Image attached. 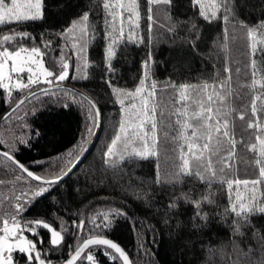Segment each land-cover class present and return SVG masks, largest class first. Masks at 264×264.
I'll return each mask as SVG.
<instances>
[{
    "label": "snow or ice",
    "instance_id": "6c2138e0",
    "mask_svg": "<svg viewBox=\"0 0 264 264\" xmlns=\"http://www.w3.org/2000/svg\"><path fill=\"white\" fill-rule=\"evenodd\" d=\"M56 4L63 5L61 10L68 17L66 27L46 39L47 34H41V42L37 45L34 43L36 37L26 26L46 19V0H0V94L5 96L4 103L11 104L14 92L27 90V94L17 98L11 108L10 114H16L17 127L22 130L21 134L13 133V143L27 147L29 144L25 137L30 139L40 135L38 129H30L24 121L25 116L35 115V107L20 115L17 113L21 106L33 98L40 100V97L47 96L51 99L58 93H63L71 103L84 109L90 125L86 135L92 128L100 127L101 111L97 104L83 93L61 87L62 82L70 78V69L71 78L75 79L76 73H82L80 79H89L87 53L96 40L97 31L90 16L95 14V9L100 14L101 31L106 40L103 82L110 88L122 115L118 130L104 152L105 163L123 171L122 165L155 161L153 184L168 192L165 210H170L176 217H187L186 222L176 221L181 223V233L207 236L211 234L214 223L223 225L226 222L228 250L225 251L224 247L207 248L208 264H212L214 256H219L224 264H264V232L252 224L254 216H264V192L260 190L264 184V119H261L264 114V67L258 66V59L264 58V20L252 25L238 20L234 0H189L194 17L207 23L219 20L240 32L246 57L243 64L246 82L239 84V88L249 90L247 95L251 99H246L231 86L233 69L228 62L223 67L224 78L217 82H169L158 86L151 78L154 29L162 30L161 36L167 34L171 38V34L183 27L194 36L188 41L193 49L199 39L195 19L183 25L172 19L173 0H144L143 15L141 0H96L95 3L90 0L88 9L74 16L70 0H56ZM159 13H163L162 18L158 17ZM142 19L147 21L148 52L141 61L140 76L131 90L117 87L108 78L116 71L113 61L117 59L118 51H122V45L144 43L145 35L140 32ZM224 32L227 35V27ZM233 39H236L235 33ZM54 41H60V44ZM49 49L58 51L59 56L52 55ZM224 49L228 50L226 43ZM46 55L49 57L47 64ZM73 58L79 61V66L69 63ZM235 71L239 75L241 68L237 67ZM233 97L241 101L239 108L232 107ZM63 107H69V103L64 102ZM233 113L244 121L241 131L248 133L247 141L243 137L236 138ZM3 119L0 116V120ZM4 142L0 139V144ZM238 144L252 154L251 163L257 168V178H229L237 159ZM162 146L169 156L167 167L163 169L159 163ZM2 155L21 174L14 175L10 181L0 178V186L8 183L15 188L16 183L24 181L27 190L22 189L19 194L13 191L10 196L0 195V264H19L14 253L21 254L25 264H33L34 260L36 264H51V261L41 258L36 241L25 233L40 237L38 229L48 230L50 244L59 247L64 240L62 231L67 229L56 230L43 219L28 220L23 214L33 202L38 203L40 198L50 195L53 186L62 181L75 165L69 161L70 166L60 169L57 174L41 176L16 160L9 151H3ZM185 183L190 185L188 191L172 190ZM217 189L227 197L223 211H218ZM182 207L184 212H181ZM110 216H126V213L119 209L98 212L92 217L95 229L107 228L111 224ZM227 217L231 219L226 220ZM97 219L100 223H96ZM72 227L79 236L84 232L85 222H74ZM246 234L251 235L255 248L252 245L241 247L240 241L246 238ZM40 243H43L42 238ZM93 246H100L102 255L112 261L132 264L118 243L95 232L87 233L86 238L73 246V254L66 264H77L82 256L90 264H98L91 251L86 253Z\"/></svg>",
    "mask_w": 264,
    "mask_h": 264
},
{
    "label": "trees",
    "instance_id": "16d2710c",
    "mask_svg": "<svg viewBox=\"0 0 264 264\" xmlns=\"http://www.w3.org/2000/svg\"><path fill=\"white\" fill-rule=\"evenodd\" d=\"M95 2L96 0H91V3ZM234 2L238 20L249 25L264 20V0H234ZM70 3L74 7L73 16L90 6V0H70ZM46 4L48 8L46 19L26 26V29L36 37L34 43L37 45L41 42V34H47L46 39L47 36L66 27L68 19L61 10L63 5L57 6L56 0H46ZM76 5L79 7H75ZM144 7V0H141L142 15ZM93 12L95 14L90 16V20L95 22L97 31L96 40L89 46L87 53L90 64L87 69L89 79H80L82 73H76L75 79L71 78L70 69V78L66 82L82 88L93 97L101 111V125L93 142L72 171L53 186L50 195L40 198L38 203L33 202L29 205L23 215L28 220L43 219L59 230L67 229L62 231L64 240L59 247L51 245L48 239L43 243L44 253L49 250L46 257H43L51 261V264H58L73 250V246L90 232L107 235L117 240L127 251L132 264H208L207 248L224 247L225 251L228 250L229 231L226 222L223 225L214 223L211 234L207 236L200 234L189 236L186 232L181 233V223L176 221L186 222L187 217H176L170 210H165L168 192L153 184L155 161H137L135 165L130 163L122 165L123 171L105 163L104 152L118 130L122 115L119 106L114 103L110 88L103 82L106 40L101 31L100 14L95 9ZM157 15L162 18L163 13ZM171 16L174 21H180L181 25L195 19L199 28V32L196 33L199 39L195 41V49H193L188 41L193 40L194 36L183 27H179L176 33L171 34V38L167 34L161 36L162 30L154 29L151 46L153 59L151 78L158 86L169 82L176 84L217 82L224 78L223 67L228 62L233 69L232 88L246 96V99H251L247 95L249 92L247 88H239V84L246 82L243 69L246 57L242 51L243 41L240 39V32L231 24L224 25L219 20L207 23L199 17H194L189 0H173ZM140 24V32L145 35L144 43L138 46L122 45V51H118L117 59L113 61L116 71L108 78L112 79L117 87L131 90L136 86L140 76L141 61L146 58L148 52L147 21L142 19ZM225 27L228 28L227 35L224 32ZM234 33L236 39H233ZM54 43L60 44V41ZM225 43L228 46L227 51L224 49ZM49 52L56 57L59 56L58 51L49 49ZM44 59L47 64L49 57L46 55ZM69 63L79 66V61L74 58L69 60ZM258 66L264 67V58L258 59ZM237 67L241 68L239 75L235 71ZM61 87L72 89L67 86ZM22 93L24 92H14L12 101ZM160 94L162 93H158ZM4 99L5 96L0 94V112L9 104L4 103ZM64 102L69 103V107H63ZM240 104L241 101L233 97L232 107L239 108ZM34 107L35 115L25 116L24 121L30 129H38L40 135L32 136L30 139L25 137L29 144L27 147L14 144L13 133L19 134L22 130L17 127L16 114H10V111L3 120H0V139L5 141L0 144V148L9 151L38 175L52 176L60 169L69 166V161L74 160L94 128L86 135V129L90 125L84 109L78 104L71 103L63 93H58L51 99L42 96L40 100L33 98L31 102L26 101L18 114L22 115ZM247 119L248 116L245 117V120ZM261 119H264V114L261 115ZM233 121L236 138L239 140L243 137L247 141L248 133L241 131L244 121L237 119L235 113H233ZM168 160L169 156L162 146L159 161L162 169L167 167ZM251 161L252 154L238 144L237 159L233 171L229 173V178H257V168ZM16 174H21L19 169L0 151V178L10 181ZM189 187L190 185L185 183L172 190L188 191ZM199 187L197 186L198 189ZM22 189L27 190L24 181L16 183L15 188L6 183L0 186V195L10 196L13 191L19 194ZM260 190L264 192V184L260 186ZM217 203L220 205L218 211H223L227 205V197L219 189H217ZM109 209L122 210L126 216H110L111 224L107 228L95 229L92 217L98 212ZM184 211L182 207L181 212ZM230 219L231 217L226 218V220ZM81 220L85 222V229L77 236L76 229L72 225L74 222L78 224ZM96 223H100V220L97 219ZM252 224L264 232V216H254ZM41 230L45 229L41 228ZM240 245L242 248L245 245H252L253 248L256 246L250 234H246ZM53 250L60 253L57 252L53 256L50 254ZM87 251L92 252L98 264H122V261H112L102 255L100 246H93L86 250V253ZM14 257L20 261V264H25L21 254L14 253ZM211 259L212 264H224V260L219 256ZM77 264H90V262L82 256Z\"/></svg>",
    "mask_w": 264,
    "mask_h": 264
},
{
    "label": "water",
    "instance_id": "95a60500",
    "mask_svg": "<svg viewBox=\"0 0 264 264\" xmlns=\"http://www.w3.org/2000/svg\"><path fill=\"white\" fill-rule=\"evenodd\" d=\"M61 86H67V87H69V88H72V89H74V90H76L77 92H79V93H83L85 96H87V97H89V98H91L95 103H96V101L93 99V97L92 96H90L85 90H83L82 88H80V87H78V86H76V85H74V84H72V83H70V82H66V81H64V82H62V84H61ZM41 87H44V85H41ZM27 94V90L24 92V93H22L20 96H18L17 98H23L25 95ZM17 98L15 99V100H13L12 101V103L11 104H8L1 112H0V116H5L7 113H9L10 111H11V108L15 105V103H16V101H17ZM97 104V103H96ZM98 106V105H97ZM98 130H99V128H94L93 129V132H92V134L90 135V137L88 138V140L86 141V143L84 144V146L82 147V149L80 150V152L77 154V156L74 158V160L72 161V164H74V165H76V163L82 158V156L84 155V153L87 151V149L89 148V146L91 145V143L93 142V140H94V138H95V136H96V134L98 133ZM0 151H7V150H5V149H3V148H0ZM16 158V157H15ZM16 160H17V158H16ZM19 161V160H18ZM20 162V161H19ZM20 163H22V162H20ZM70 166V165H69ZM68 166V167H69ZM73 169V168H72ZM32 171V170H31ZM35 173V172H34ZM37 174V173H36ZM49 223V222H48ZM50 224V226L52 227V228H55L51 223H49ZM56 229V228H55ZM56 230H58V229H56ZM100 235H102V234H100ZM104 237H106V238H109V239H111V240H113L114 242H116V243H118L124 250H125V248L117 241V240H115V239H113L112 237H110V236H107V235H103ZM84 238H86V236L84 237ZM83 238V239H84ZM82 239V240H83ZM81 240V241H82ZM126 251V250H125ZM126 253H127V251H126ZM71 254H73V250L69 253V254H67L58 264H66V262H67V260L70 258V255ZM128 254V253H127ZM129 256V255H128ZM129 258H130V256H129ZM131 260V259H130Z\"/></svg>",
    "mask_w": 264,
    "mask_h": 264
},
{
    "label": "flooded vegetation",
    "instance_id": "af4514ba",
    "mask_svg": "<svg viewBox=\"0 0 264 264\" xmlns=\"http://www.w3.org/2000/svg\"><path fill=\"white\" fill-rule=\"evenodd\" d=\"M47 222V221H46ZM56 228V227H55ZM56 229H58V228H56ZM59 230V229H58ZM38 231H39V233H40V237H34V236H32V235H30V234H28V233H26L28 236H29V239H33V240H35L36 241V243H37V249L38 250H40L41 251V258H44L43 256H45L46 257V254L48 253V251L46 252V253H44V251H43V243L44 242H46V240L48 239V241L50 242V233H49V231L48 230H41V228L40 229H38ZM45 231V232H44ZM63 234V233H62ZM40 238H42V240H43V243H40ZM58 252V251H57ZM57 252L56 251H51L50 252V254H53V256H55L56 254H57ZM58 253H60V252H58ZM54 258V257H53ZM19 262V264H20V261H18ZM34 263H36L35 262V260L33 261Z\"/></svg>",
    "mask_w": 264,
    "mask_h": 264
},
{
    "label": "rangeland",
    "instance_id": "374dc122",
    "mask_svg": "<svg viewBox=\"0 0 264 264\" xmlns=\"http://www.w3.org/2000/svg\"><path fill=\"white\" fill-rule=\"evenodd\" d=\"M24 75H25V77L27 76V74H24ZM25 82H26V79H25ZM18 113H20V109L18 110ZM18 113H17V114H18ZM13 115H15V114H13ZM9 129H11V128H9ZM20 133H21V132H20ZM20 133H19V134H20Z\"/></svg>",
    "mask_w": 264,
    "mask_h": 264
}]
</instances>
